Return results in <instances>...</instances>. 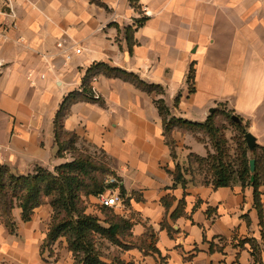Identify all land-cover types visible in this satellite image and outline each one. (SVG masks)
<instances>
[{"label":"crops","instance_id":"obj_1","mask_svg":"<svg viewBox=\"0 0 264 264\" xmlns=\"http://www.w3.org/2000/svg\"><path fill=\"white\" fill-rule=\"evenodd\" d=\"M11 6L15 18L3 14L7 3L0 0L6 34L0 37V165L28 175L73 160L67 152L58 156L55 118L97 64L162 86L176 118L204 123L211 109L225 105L264 149V0H12ZM140 19L131 48L125 29ZM96 79L100 102L71 104L64 128L77 136V148L105 152L129 199L125 217L136 223L134 237L153 233L159 250L115 257L134 264H264V211L261 222L253 188L237 183L216 190L205 180L189 157L205 158L213 149L195 134L173 132L175 160L155 104L162 97L120 79ZM178 165L187 184L172 189ZM167 196L175 202L166 214ZM182 200L185 216L173 221ZM52 215L45 205L24 222L16 207L14 233L0 222V264H76L65 239L44 246ZM165 219L170 232L161 227ZM248 240L257 245V259Z\"/></svg>","mask_w":264,"mask_h":264},{"label":"trees","instance_id":"obj_2","mask_svg":"<svg viewBox=\"0 0 264 264\" xmlns=\"http://www.w3.org/2000/svg\"><path fill=\"white\" fill-rule=\"evenodd\" d=\"M143 22L144 19H140L135 21L133 26L125 29L127 42L131 48L135 44L133 34L142 26ZM194 74L195 71L191 68L188 76L189 83L194 81ZM98 76L120 79L133 84L149 95L162 97L155 100V104L163 119L164 136L175 160L177 159L176 143L172 137L174 131L189 132L195 135L202 133L207 136L211 147L213 143L215 153L208 152L205 158L192 154L189 157L190 163H199L201 168L204 167V163L208 164L213 173L210 180L216 190L229 188L237 183H240L243 187L253 188L255 208L262 222L264 204L262 203L260 189L264 187V166L261 165L264 149L257 145L253 151L256 162L254 173L251 172L249 160L246 158L247 151L242 152L240 165L236 169L232 162H228L224 141L219 136V128L213 123L214 115H210L204 123L173 117L164 100L166 91L162 86L148 84L136 74L120 68L110 67L107 64L92 66L82 81V91L72 92L62 104L55 118V139L59 157H63L65 152L71 150L78 151L76 147L78 138L65 130L64 121L71 104L100 102L101 99H95L92 92L93 79ZM194 91L192 86L190 93L192 94ZM178 102L179 99H177ZM259 152L262 154L261 156L258 155ZM105 159V157L100 159L79 152L71 162L56 167L53 172L38 167L33 174L28 175L17 174L10 167L0 165V222L14 233L16 223L13 211L16 207L22 210L24 222H30L37 209L49 205L53 210V215L44 246L50 249L59 243L61 239H65L67 249L73 254L76 264H134L120 258H114L111 262L103 260L97 249L99 240H106L122 251L138 249L144 256L159 254V250L155 245L156 237L153 233L149 237H134L133 228L136 223L132 219L121 215L106 214L107 219L102 221L87 212L86 201L92 197L98 198L109 189L118 188L121 197L123 199L126 197V191L121 185H106L107 178L111 176L116 177L120 182L121 180L111 170ZM174 177L175 185L172 189L178 185L185 188L187 181L185 180L184 170L179 165ZM126 202L129 203V199ZM174 202L175 198L172 196L163 199L166 214ZM100 206L102 210H113L101 204ZM185 207V200L180 201L179 206L172 213L171 219L174 221L184 217ZM161 227L163 230L172 231L166 219ZM126 239H129V241H125ZM248 242L251 243L253 249L252 255L257 259L259 253L256 243L252 240H248Z\"/></svg>","mask_w":264,"mask_h":264},{"label":"rangeland","instance_id":"obj_3","mask_svg":"<svg viewBox=\"0 0 264 264\" xmlns=\"http://www.w3.org/2000/svg\"><path fill=\"white\" fill-rule=\"evenodd\" d=\"M192 86L190 85V88ZM213 115H214L213 123L214 125L217 126V128H219V133H220L219 136L222 137V140L224 141L225 144L226 153L228 155V162H232L234 167L237 169L240 165V159L243 151H247L246 158L247 160H249V163L252 160H255L253 151L249 150L245 140V137L249 133V131L246 125L243 123V120L233 111L229 110L225 105H221L219 108H217L216 112ZM234 116L241 119V124H237L232 120ZM197 139L198 141L200 140L201 143L203 142L209 143L208 137L203 135L202 133L197 135ZM212 149L213 152L215 153L213 143H212ZM79 152L84 153L85 155L96 156L100 159L102 157H105L106 158L105 161L108 162V165L111 168V163L108 156L102 150L94 147H84L82 150L78 148V151L76 152L71 150L67 152L68 157L66 159H70V158L74 159V157H76ZM258 155L261 156L262 154L259 152ZM193 165L196 166L197 171L200 172V175H202L205 180L211 179L213 173L210 170V167L208 166L207 163H204V165L202 164L204 166L202 168L199 167V163L196 164L193 162ZM261 165L264 166V155ZM126 201H127L126 199H123L122 206H118L116 208H112L113 210L106 211L100 208L101 206L98 198L92 197L86 201L87 212L89 214L98 217L102 221L107 219L106 214L121 215L127 217L128 215L127 208L129 206H128V202ZM125 241H129V239H126ZM97 249L102 257L111 260L117 258L115 257L117 256L116 252L118 253L122 252L121 249L117 248L116 246H113L110 242L106 240H99L97 243Z\"/></svg>","mask_w":264,"mask_h":264},{"label":"built area","instance_id":"obj_4","mask_svg":"<svg viewBox=\"0 0 264 264\" xmlns=\"http://www.w3.org/2000/svg\"><path fill=\"white\" fill-rule=\"evenodd\" d=\"M11 2H12V0H6L8 11L4 12L3 14L15 18L16 14L14 13V10H13V8L11 6ZM5 36H6V34L4 32H0V37L1 38H5ZM57 47L59 49H63L64 46H63L62 43H60V44H58ZM81 52H82L81 49L75 50L76 54H81ZM65 59L66 60H70L71 56L67 55V56H65ZM31 76H32V74L29 75V77H31ZM41 79H46V76L45 75H41ZM96 80H97L96 78L93 79V81H96ZM82 89L83 88L80 89V92L82 91ZM92 92H93V96H94L95 99H97V100L101 99V96L99 95V93L96 91V89L94 87L92 88ZM105 183H106L107 186L121 185V182L116 177H113V176L107 178ZM98 200H99V202H100V204L102 206L108 207V208H116L118 206H122L123 205V198L121 197L118 188L117 189H109V190H107L104 194H101L98 197Z\"/></svg>","mask_w":264,"mask_h":264},{"label":"water","instance_id":"obj_5","mask_svg":"<svg viewBox=\"0 0 264 264\" xmlns=\"http://www.w3.org/2000/svg\"><path fill=\"white\" fill-rule=\"evenodd\" d=\"M216 110H217L216 108L211 109L210 110V114L213 115L216 112ZM232 120L235 123H237V124H241V119L236 117V116H234ZM245 140H246V143H247V146H248L249 150L250 151H254L256 149V147H257L256 138L251 133H248L246 135V137H245ZM250 170H251L252 173L255 172V170H256V162H255V160H252L250 162Z\"/></svg>","mask_w":264,"mask_h":264}]
</instances>
